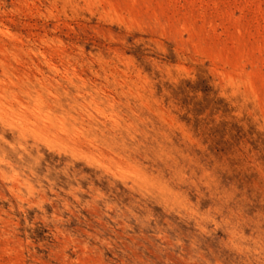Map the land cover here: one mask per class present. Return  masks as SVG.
Masks as SVG:
<instances>
[{"label":"rangeland","instance_id":"rangeland-1","mask_svg":"<svg viewBox=\"0 0 264 264\" xmlns=\"http://www.w3.org/2000/svg\"><path fill=\"white\" fill-rule=\"evenodd\" d=\"M0 264H264V0H0Z\"/></svg>","mask_w":264,"mask_h":264}]
</instances>
